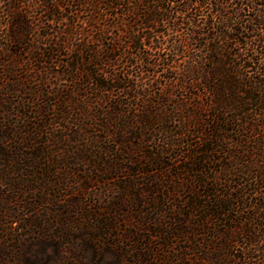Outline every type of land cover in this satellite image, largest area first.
Returning <instances> with one entry per match:
<instances>
[{"label":"trees","instance_id":"1","mask_svg":"<svg viewBox=\"0 0 264 264\" xmlns=\"http://www.w3.org/2000/svg\"><path fill=\"white\" fill-rule=\"evenodd\" d=\"M0 264H264V0H0Z\"/></svg>","mask_w":264,"mask_h":264}]
</instances>
